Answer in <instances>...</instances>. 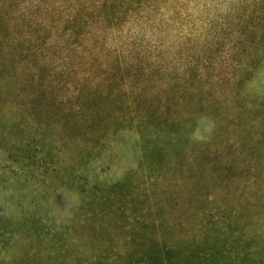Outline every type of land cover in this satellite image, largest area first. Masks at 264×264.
Segmentation results:
<instances>
[{
    "label": "trees",
    "instance_id": "1",
    "mask_svg": "<svg viewBox=\"0 0 264 264\" xmlns=\"http://www.w3.org/2000/svg\"><path fill=\"white\" fill-rule=\"evenodd\" d=\"M198 24L216 27V48L206 52L228 53L231 59L221 62L216 56L218 82L225 83L228 74L220 73L230 69L234 81L231 115L216 105L219 118L212 137L232 153V135L258 137L264 129V82L255 102L242 98L264 60V0H0V71L9 69L8 60L24 63L29 71V89L14 88L9 94L0 85V101L22 105L32 121H59L64 134L73 135V144L65 145L67 152L74 146L76 156L62 174L43 159L34 171L43 189L53 173L59 175L54 182L80 198L66 223L74 221L75 227L60 226L55 234L42 223L45 218L32 214L0 225L1 252H15L8 264L217 263L225 261L219 252L227 242L221 237L225 232L246 252L242 259L257 256L250 251L255 238L264 240L257 207L243 202L217 207L214 234L215 221L203 209L195 217L188 213L193 200L182 191L180 178L163 176L162 157L169 145L172 153L184 149L200 120L193 101H184L200 94L197 64L189 67L194 75L189 92L177 96L168 90L166 98L155 93L172 77L170 54L163 50L171 27ZM227 41L233 42L231 48L225 47ZM60 91L69 92L65 102L58 98ZM85 95L86 102L76 106ZM63 104L72 116H66ZM117 142L135 168L118 181L93 182V163ZM215 248L216 256L203 253ZM258 253L262 259L257 263L264 264V252Z\"/></svg>",
    "mask_w": 264,
    "mask_h": 264
},
{
    "label": "rangeland",
    "instance_id": "2",
    "mask_svg": "<svg viewBox=\"0 0 264 264\" xmlns=\"http://www.w3.org/2000/svg\"><path fill=\"white\" fill-rule=\"evenodd\" d=\"M168 34L170 39L167 40L163 52L170 54L169 75L172 77L170 80L164 81L165 85L155 93L161 98H166L168 90L170 94L177 96L189 92L188 90L194 84V81H191L194 75L189 67L191 64H197V74H199L197 80L199 82L197 81L195 86L200 94L196 99L185 98L184 101L185 103L187 100L193 101L192 104H195L193 113L199 116L200 120L196 124V130L188 135L184 149L172 153L171 145H169L166 156L162 157L166 168L163 170V176L165 178L174 173L176 179L180 178L182 191L185 189L184 191L193 200V203L186 207L188 213L195 217L197 212L203 209L215 221L214 234L216 232V208L226 205L234 207L235 203L241 202L247 206H255L261 211L257 218H259L258 222H260L262 230L264 228V129L259 130L258 137L250 135L247 138V136L239 134L232 135L230 139H235L232 153L220 146V140L212 137L216 133V120L219 118L216 114V105L219 106L221 103L225 116L231 115L232 106L229 102L233 99L231 87L234 81V75H231L233 69L220 73V75H224L225 72L228 74L222 85L218 82L221 77H216V56L222 58L221 62H228L231 60L227 58L228 53L216 55V53L210 54L212 51L206 52L209 48L212 50L216 48V27L203 24H198L196 27H171ZM181 35L183 37H180ZM185 35L187 36L184 37ZM260 35L261 32H258L257 37ZM154 42L151 40L148 46ZM232 43L227 41L225 47L231 48ZM262 61L258 71L259 75L254 82L245 86L242 93V98L250 102H255L256 97L263 90L264 76L261 74L264 71V60ZM33 62L30 60L28 63ZM245 62L246 60H242L243 64ZM23 64H18L15 60H8L5 67L9 69L0 71V85L9 94L15 90L14 88H19L23 92L29 89L26 81L29 79L27 75L29 71ZM128 90L130 92V89ZM106 91L102 94L105 95ZM35 94L39 93L35 92ZM68 95V91H60L58 98L65 102ZM53 96L57 97V93ZM86 96L82 97L76 106L84 104L87 100ZM133 101L134 99H129L131 104ZM105 102L107 100L99 105L104 107L107 104ZM175 102L177 103L176 100ZM62 109H65L66 116H72L73 111L69 107H64L63 104ZM210 109L214 110L210 112ZM26 110L28 109L26 108ZM73 119L75 122L80 121L76 118ZM49 120L44 118L43 121H32L22 105L0 101L1 226L11 220L17 221V219L32 214L33 218H45L46 221L42 220V223L49 224L55 234L58 232L57 230H60V226L68 225L66 223L70 222L72 209L80 205L79 196L72 194L67 185H61L59 181L54 182L59 175L47 174L50 179L46 181L49 182L46 189H43L45 186L37 182L39 177L34 168L39 160L43 159L45 163L50 161V165L62 174V169L70 164V157L74 161V156H76L74 146H72L71 152H67L65 145L73 144L71 140L73 135L70 132L64 134L59 121L56 123V120ZM123 137L125 139L127 135ZM118 142L109 151L107 149L101 162L93 163L91 170L93 182L102 185L118 181L125 175L129 167L135 168L133 161L127 160L120 154ZM37 148L40 149V153L38 150L36 151ZM50 148L55 152L50 153L48 151ZM28 159L32 161V165H27ZM64 163L66 164L64 165ZM141 178L143 179V176ZM56 192H60L62 195L59 193L57 195ZM41 193L45 197H42ZM31 207L33 210L30 209ZM198 215L200 216V213ZM71 217H73L72 214ZM72 225L75 227L74 221L68 226ZM255 228L253 238L257 236ZM221 237L227 241L219 247V252L225 257V261L216 263V261L207 262L204 259L205 261L194 264H259L257 262L262 258L258 251L264 252V240L261 236L255 238V242L250 248L252 253L257 254L256 257L253 255L252 261L242 259L243 256H246V252L233 245L232 236L228 232H225ZM122 248L120 244V251L123 250ZM203 253L211 257L216 256V248ZM14 254L13 251L7 253L0 250V264L12 262Z\"/></svg>",
    "mask_w": 264,
    "mask_h": 264
}]
</instances>
